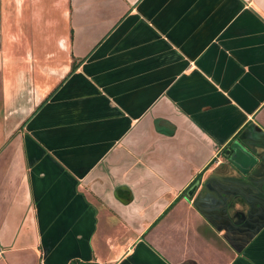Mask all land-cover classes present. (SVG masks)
Returning <instances> with one entry per match:
<instances>
[{"label": "crops", "instance_id": "obj_1", "mask_svg": "<svg viewBox=\"0 0 264 264\" xmlns=\"http://www.w3.org/2000/svg\"><path fill=\"white\" fill-rule=\"evenodd\" d=\"M72 258L264 264V0H0V264Z\"/></svg>", "mask_w": 264, "mask_h": 264}, {"label": "trees", "instance_id": "obj_2", "mask_svg": "<svg viewBox=\"0 0 264 264\" xmlns=\"http://www.w3.org/2000/svg\"><path fill=\"white\" fill-rule=\"evenodd\" d=\"M75 66L74 62L71 63V66H70V69H73V67ZM67 264H90L89 262L87 261H83V260H80L78 258H72L68 261Z\"/></svg>", "mask_w": 264, "mask_h": 264}, {"label": "water", "instance_id": "obj_3", "mask_svg": "<svg viewBox=\"0 0 264 264\" xmlns=\"http://www.w3.org/2000/svg\"><path fill=\"white\" fill-rule=\"evenodd\" d=\"M233 146H235V145L233 144ZM236 146H237V145H236ZM235 152L237 153L236 150H235ZM195 184H196V182H194L193 184H191V186H189V187L186 189V192L190 194V193L192 192V190L194 189Z\"/></svg>", "mask_w": 264, "mask_h": 264}]
</instances>
